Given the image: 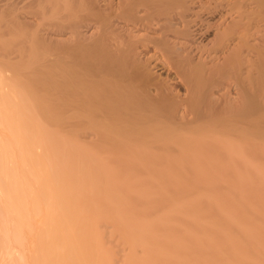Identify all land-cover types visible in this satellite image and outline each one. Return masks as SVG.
Returning a JSON list of instances; mask_svg holds the SVG:
<instances>
[{"label": "bare ground", "instance_id": "6f19581e", "mask_svg": "<svg viewBox=\"0 0 264 264\" xmlns=\"http://www.w3.org/2000/svg\"><path fill=\"white\" fill-rule=\"evenodd\" d=\"M0 256L264 264V0H0Z\"/></svg>", "mask_w": 264, "mask_h": 264}, {"label": "rangeland", "instance_id": "374dc122", "mask_svg": "<svg viewBox=\"0 0 264 264\" xmlns=\"http://www.w3.org/2000/svg\"><path fill=\"white\" fill-rule=\"evenodd\" d=\"M159 72L161 73V75H163V77L167 76V74L169 73L168 71H166V70H164V69L160 70ZM100 168H101V170L98 169V171L101 172V171L103 170V168H102L101 166H100ZM104 168H105V167H104ZM96 170H97V169H96ZM98 171H95V172H98ZM91 173H93V172H91ZM91 173H90V174H91ZM101 174H102V173H101ZM91 175H92V176L95 175V176L97 177V176H99L100 174L97 175L96 173H94V175H93V174H91ZM0 257H1V256H0ZM0 259H1V258H0ZM7 259L11 262L10 258H7ZM7 259H5V260H7ZM1 260H3V259H1ZM1 260H0V261H1ZM8 260H7V261H8ZM4 262H6V261H4ZM10 262H8V264H11ZM0 264H3V263H0ZM5 264H7V262H6Z\"/></svg>", "mask_w": 264, "mask_h": 264}]
</instances>
